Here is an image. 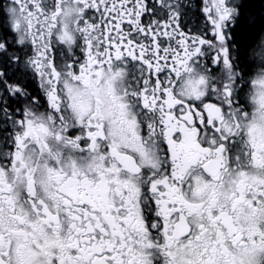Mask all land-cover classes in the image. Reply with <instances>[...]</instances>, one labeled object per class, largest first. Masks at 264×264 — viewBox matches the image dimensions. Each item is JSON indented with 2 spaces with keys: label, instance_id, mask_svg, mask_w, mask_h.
<instances>
[{
  "label": "snow or ice",
  "instance_id": "obj_1",
  "mask_svg": "<svg viewBox=\"0 0 264 264\" xmlns=\"http://www.w3.org/2000/svg\"><path fill=\"white\" fill-rule=\"evenodd\" d=\"M0 264H264V0H0Z\"/></svg>",
  "mask_w": 264,
  "mask_h": 264
}]
</instances>
